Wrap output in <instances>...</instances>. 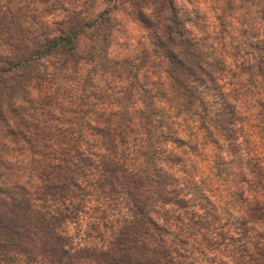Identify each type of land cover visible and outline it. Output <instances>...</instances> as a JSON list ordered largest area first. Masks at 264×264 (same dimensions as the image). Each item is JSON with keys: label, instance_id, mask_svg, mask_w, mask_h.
<instances>
[{"label": "trees", "instance_id": "1", "mask_svg": "<svg viewBox=\"0 0 264 264\" xmlns=\"http://www.w3.org/2000/svg\"><path fill=\"white\" fill-rule=\"evenodd\" d=\"M13 1L19 5L15 6ZM118 1L107 0V7L91 19L82 17L79 12L65 15L64 19H46L43 24L38 17L26 14L25 8L33 4V0H6L4 4L0 0V154H8L17 160V164H12L0 155V167L11 172L26 161L25 167L37 164L41 167V176L47 177L62 175L71 166L80 181L91 177L86 187L95 184L93 192L110 194L116 199L119 195L109 182L114 172L124 175L129 186L147 187L151 193L144 200L137 198L131 207L132 215L144 213L153 235L161 240L167 238L169 245L186 251L191 237L202 229L208 232L217 219L206 218L208 212L216 208L209 201L210 197L213 201L216 199L212 194L207 195L205 181L216 180L221 187L229 184L234 190L225 194L234 209H242L248 202V195H252L255 212L264 218V204L256 199V196L264 195V167L261 166L264 158L241 149L239 144L230 145L237 129H227L224 123L230 110H247L248 102L243 98L248 95L247 90L239 94V103L229 97L223 108L211 112L201 104L204 97L208 101L213 99V81L215 89L225 92L233 88L234 82L240 83L229 62L239 69L241 75L248 74L255 65L243 60L239 45L231 53L228 51L232 37L225 27H220L216 36L199 40L191 36L184 29V23L191 20L199 23L197 15L192 18L188 12H180L173 0H167L166 11L155 15L151 9L145 8L154 3H142V7L135 0L131 15L121 13L123 21L114 16L119 10ZM164 6L160 3L161 9ZM14 9L19 11L15 13ZM25 24L28 27H24ZM122 24L133 26L135 30L133 34L124 31L128 37H124L127 41L122 44L136 50L134 56L126 58L108 53L116 39H123L118 38L124 34L118 28ZM206 27L217 28L213 24ZM252 45L246 42L248 47L244 56L252 54ZM237 58L241 60L240 64H236ZM83 61L89 65H85L84 76L80 66ZM255 67L257 74L264 70V64ZM225 71L228 72L226 76L223 75ZM216 73L221 74L223 83L217 79ZM64 81L66 86L62 83ZM198 81L210 91L205 92ZM183 85L188 91L180 90ZM189 86H194L196 92H192ZM233 90L238 92V89ZM201 112H207L211 119L217 120L219 127L216 131L223 138L224 155L230 159L225 160L222 155L217 162L212 142L215 132L209 137L210 124L201 119ZM195 116L198 124L193 122ZM158 128L164 131L157 134ZM113 139L118 143V155L123 164L119 160L101 158L99 151H92L108 144L114 155L117 154ZM207 147L211 150L209 175L202 178L199 192L192 190L193 186L189 184L192 191L186 193L179 187V174L193 165H188L181 154L191 153L196 157L202 154L204 157ZM177 148L178 154L175 152ZM104 151L109 149L104 148ZM125 165L133 171L129 172ZM4 171L0 169V185L7 184ZM249 176L254 177V184H249ZM37 180L43 186L41 177ZM238 186H247V195L242 188L237 190ZM73 187L83 192L81 183L73 181ZM56 190L58 186L55 185L44 188L45 193ZM193 194L198 203L184 198ZM207 203L209 206L205 205ZM118 207V204L112 207V211ZM193 207H200L204 216L188 211ZM228 215L230 223L245 236L244 239L239 236L227 239H241L237 252L246 253L243 240L247 239V217ZM63 219L62 213L58 218H51L56 222ZM48 224L43 216L33 212L30 198L20 186H0V259L6 264H36L33 229L47 235L50 231ZM142 229L141 224L117 229L120 233L113 243L117 253L123 255L107 257L102 264H141L140 259L129 253L135 252L137 257H143L147 251L143 244L137 245V236ZM143 231L147 232V229ZM199 239L209 250L220 247V239L214 241L206 235ZM65 243L68 241L57 238L54 245L45 242L39 251L59 260L68 255L61 249ZM10 251L23 256V261L9 257ZM169 254L166 250L159 253L162 257ZM81 255L90 253L85 251ZM180 255L187 264L184 254ZM207 262L220 264V258L208 257ZM143 264H159V261L145 259Z\"/></svg>", "mask_w": 264, "mask_h": 264}, {"label": "clouds", "instance_id": "2", "mask_svg": "<svg viewBox=\"0 0 264 264\" xmlns=\"http://www.w3.org/2000/svg\"><path fill=\"white\" fill-rule=\"evenodd\" d=\"M134 2L135 0H120L117 3V7L124 15H131L134 11ZM173 2L176 7L186 10L190 17L194 18L195 15L201 17L199 23H193V20L184 23V29H187L191 36H194L197 40L201 37L207 38L209 35L216 36L219 29L208 28L206 25L217 22L227 25L228 34L232 37L228 51L231 53L233 48L239 45L240 56L245 62L258 67L264 64V55H243L244 51H247L246 42L248 43L250 40L253 43L264 41V23H260L257 20V13L260 10L259 5L246 4L243 3V0H232L231 8L228 7L227 0H173ZM61 3L63 8L69 10V13H79L81 11L80 0H61ZM160 3H164L163 9L160 8ZM260 4L264 5V0H260ZM108 6L110 7V5ZM30 7L39 10V19L43 24H45L43 18L47 17L49 12L59 19L65 18V14L61 13L60 8L49 10L47 5L38 4L30 5ZM145 8L151 9L152 14L155 15L159 11H166L167 0H157V3L149 4ZM23 26L28 27L27 24ZM143 35L146 39H149L147 33ZM224 42H228L227 39ZM240 63L241 60L237 58L236 64ZM229 67L232 72L236 73V80L240 83L234 82L233 88H229L225 92L221 89H215V81H213L215 92L213 99L208 101L207 97H204L201 100V104L211 112L217 108H223L228 103L229 97L234 103H239V94L247 90L248 95L244 97L248 102L247 110H230V114L224 122L227 125V129H232L233 127L237 129L229 144L233 147L235 144H241L244 146L245 151H252L253 154H256L258 151L259 155L264 158V80L261 79L264 73L260 71L259 74H256L255 68H251L248 70L247 75H241L239 69L232 66L231 62H229ZM216 75L217 79L223 83L221 74L216 73ZM223 75H228V72L225 71ZM198 83L203 86L201 81H198ZM241 84H243V87H241ZM189 87H191L192 92H196L194 86ZM203 87L205 92L210 91L207 86ZM233 89H238V92ZM180 90L186 92L188 91V87L183 85ZM200 116L202 120H207L210 124L209 137H213V133L215 132V138H213L212 142L215 144L216 160L219 162L221 156L225 154V148L223 146V138L216 131V128L219 127L218 122L211 119L207 112H201ZM237 117H239V120H237ZM163 131L164 129H156L157 134ZM237 136H239V139H236ZM217 140H219V143H217ZM112 143L117 145L115 150L117 154L115 155L113 149L108 144H105L104 147L97 146L92 151H99L102 154L101 158H107L114 162L119 160L123 164L118 155L120 149L116 139H113ZM104 148H108L109 151L105 152ZM0 155H3L5 161L17 164V160L8 154ZM230 158V156L224 155L225 160ZM195 163L196 161H193V165ZM25 164H27L26 161L24 164L13 168L9 174L7 184L0 186H20L30 198L33 212L49 221L48 228L50 231L47 235L37 229H33L35 233L33 240L36 241L37 249L35 253L36 264H102L103 259L107 257L123 255L122 253H117L113 243L120 233L117 229H123L134 224H141L143 225V229H147V232H144L142 229L141 233L137 236V245L143 244L147 249L144 256L137 257L135 252L129 253L135 259H140L141 264H143L145 259L159 261V264H168V261H171V264H185L181 259V253L187 258V264H207L208 257L212 256H219L220 259L227 257L228 264H264V218L258 217V214L255 212L252 195H248V202L242 209H234L225 198L216 201L215 210L212 211L211 209L206 218L216 217L217 219L211 224L208 232L202 229L201 232L191 237L190 244L187 246L189 250L186 251L185 248L169 245L166 242L167 238L161 240L159 237L153 235L147 226L144 213L142 215L139 214V216L132 215L131 207L132 204L137 202V198L139 197L140 200H144L151 195L147 187L129 186L124 175L114 172L109 183L119 195V198L116 199L115 197H111L110 194L100 195L99 192H93V189L96 187L95 184L92 187H86L85 185L88 180H91V177H88L85 181H80L71 166L62 175L53 174L52 176L44 177L41 176L40 166L32 164L25 167ZM261 166L264 167V159H262ZM125 167L128 166L125 165ZM128 171L131 172L133 169L128 167ZM80 175H83V173L81 172ZM203 175V173L198 175L194 166L191 169L181 171L179 174V187L183 188L186 193L192 190L199 192L202 188L201 181ZM37 177H41L43 186L40 185ZM73 181L81 183L83 192L73 187ZM189 184H192V190L188 188ZM249 184H254L253 176H249ZM48 185L58 186V190L45 193L44 188ZM240 188L247 195V186H238L237 190ZM225 190L231 192L234 189L229 184H224L221 191ZM89 193L92 194L89 195ZM184 198L192 200L193 203H198L191 195H186ZM256 199L264 204V195L256 196ZM117 204L119 207L113 212L112 207H115ZM126 204L128 207H125ZM188 211L199 212L201 216L205 214L204 211H201L200 207H193L188 209ZM205 211L208 210L205 209ZM61 213L65 219L59 222L51 220L53 217L58 218ZM228 214L231 217H247V239L243 241L246 253L233 251L234 246L228 244V237H235L239 234L238 230L233 231V225L230 223ZM186 223L187 221H185ZM218 233L220 236H217ZM201 235H206L214 241L221 239L223 236L224 246L209 250L200 242L199 237ZM57 238L68 241V243L61 245L62 251L68 253L67 256L57 260L40 253L39 249L42 244L46 242L54 245ZM163 250H166L170 254L167 257L160 256L159 253ZM85 251L89 252L90 255H81ZM201 253H205L206 255H201ZM8 256L18 262L24 259L23 256L18 255L15 251H10ZM0 264H6V262L0 259Z\"/></svg>", "mask_w": 264, "mask_h": 264}, {"label": "rangeland", "instance_id": "3", "mask_svg": "<svg viewBox=\"0 0 264 264\" xmlns=\"http://www.w3.org/2000/svg\"><path fill=\"white\" fill-rule=\"evenodd\" d=\"M142 1L141 0H136V2L139 3L140 6H142V7H143L142 3H144L145 5H146V3H157V0H145L144 2H142ZM80 2H81V6H82L80 14L82 15V17H84L86 19H91V18L96 17L100 12H102L107 7V5H106L107 4V0H80ZM119 2H120V0L117 3H119ZM4 3H6V0H1V4H4ZM12 3L15 6L19 5V2H17V1H15V2L13 1ZM32 3L33 4H38V5H47L49 10L55 9V8H60V11H61L62 14H65V15L70 14L68 9L63 8L61 0H46L45 2H43V0H33ZM243 3L251 4V5H259V9L260 10L257 13V20L260 23H264V5L260 4V0H243ZM33 4H30V5H33ZM227 4H228V7L231 8L232 0H228ZM14 5H13V7H14ZM30 5L28 6V8H25L26 14L27 15H33V16H36V17L39 18V14H38L39 10H37L34 7H30ZM179 9H180V12H182V13L187 12L183 8H179ZM16 11H19V10H15L14 9L15 13H16ZM121 13L122 12H120L119 10H116L114 12V16L116 18H118V20H120V21L122 20L123 21L124 19H123ZM43 19L46 21V19H48V20H51V19L57 20L59 18H57V16L52 15L51 12H49L47 17H44ZM196 19L200 22L201 17L199 15H197ZM211 24H213V23H209L208 25L211 26ZM213 25L216 26L219 30H220V27H221V29H223V27H225L226 30H228V26L227 25H224V24L220 25V23H218V22L213 24ZM118 28L121 29L122 34L124 33V31L125 32L129 31L130 34L135 33L134 27L133 26H129L128 24H122ZM121 37H123V39H116L113 42V44L109 47V49H108L109 55L112 56V55H116V54H121L122 58L130 57V55L134 56L136 54V50L133 49L132 47H128V46L122 44V41H127V40H125L124 37L127 38L128 35L124 33L123 36H118V38H121ZM224 41H225V39H224ZM227 41H228V39H227ZM249 42L253 44L252 45V49H251V53L252 54H254V55H264V49H262V48H264V41H257V43L259 45L258 44L254 45V43L251 42V40ZM85 65L89 66L84 61L80 64V66L82 68L81 73H82L83 76L86 74V70H87V67ZM255 66L253 68H256ZM255 71H256V69H255ZM262 73H264V70H263ZM256 74H257V72H256ZM245 75H247V74H245ZM262 78H264V76H262L261 79ZM62 83H64V85L66 86L65 83H67V82L64 81ZM243 98H244V96H243ZM193 122H195L196 124L199 123L197 116H195V118L193 119ZM3 141H7V139H3ZM239 146H240L241 149L244 148V146H242L241 144H239ZM210 151L211 150L207 147L206 148V155L204 157L202 156V154H201V156L199 154V156L196 157L194 154L191 155V153H188V154H185V155L181 154V155H183L182 156L183 159L190 166L193 165V161H196V163L194 164L195 167H196L195 168L196 169V173L198 175L200 173H203L204 174L203 177H204L205 175L206 176L209 175V170L208 169H209V166H210V163H209ZM175 152L178 154L180 152L179 148H177ZM249 153H251V151ZM257 153H258V151H257ZM258 156H259V158L261 157L259 155V153H258ZM0 169L4 171L3 167H0ZM10 173H11L10 170L8 172L4 171L3 177L6 178V180H8V177H9ZM205 182H206V190H207L206 193H207V195H211L212 194L214 199H216L215 201H213V198H211V197L209 199V201L212 202L214 207L216 206V201L220 200L221 198H226L228 200V196L225 194V193H227L226 192L227 190L221 191V193H220V189L222 187L221 186L218 187V185H220L219 182H216V180L205 181ZM217 188H218V190H216ZM192 197H195V195L193 194ZM205 205L209 206L208 203L205 204ZM237 217H241L242 218V216H237ZM234 226L235 225H233V231H236ZM237 236H239L241 238L243 237V239H244L245 235H243L242 232H239V234ZM240 240L241 239H235L234 241H228L229 245L234 246L233 251H238V247L237 246H239V244L241 243ZM221 246H224V245H223V240L220 239V247ZM218 260L219 259H217L215 261H218ZM207 264H216V263L215 262H213V263L207 262ZM220 264H228V258L226 257L224 259H220Z\"/></svg>", "mask_w": 264, "mask_h": 264}]
</instances>
